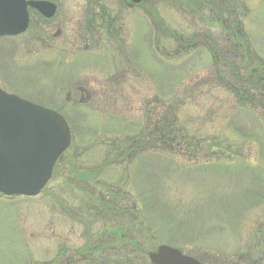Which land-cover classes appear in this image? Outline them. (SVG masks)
I'll list each match as a JSON object with an SVG mask.
<instances>
[{"label": "rangeland", "instance_id": "1", "mask_svg": "<svg viewBox=\"0 0 264 264\" xmlns=\"http://www.w3.org/2000/svg\"><path fill=\"white\" fill-rule=\"evenodd\" d=\"M53 1L57 38L41 24L0 38V88L61 115L71 144L38 196L0 197V264H68L87 241L96 246L104 228L79 211L89 197L74 178L87 170L99 185L120 187L122 206L135 218L136 227H126L117 243L105 236L110 264H151L148 253L162 245L204 264H264V130L237 113L226 87L229 68L244 65L220 35L217 20L229 18L220 9L215 17L197 5L191 11L186 0L130 7L100 0L104 8L99 0ZM234 1L250 49L264 60V0ZM158 23L184 39H164ZM171 104L188 145L111 162V146L145 134ZM72 209L77 217L65 213ZM127 237L147 263L137 249H126Z\"/></svg>", "mask_w": 264, "mask_h": 264}, {"label": "trees", "instance_id": "2", "mask_svg": "<svg viewBox=\"0 0 264 264\" xmlns=\"http://www.w3.org/2000/svg\"><path fill=\"white\" fill-rule=\"evenodd\" d=\"M99 2L102 3L100 0ZM234 2V0H186L184 6L194 11L193 6L197 5V9L202 7L210 16L213 15L215 17L218 13L220 16L221 13H223L225 17L229 18L228 23L224 20H217L221 26L220 35L223 36V41L226 43L228 54L240 60L241 62L239 63H243L244 65L237 64L236 67L229 68V70L233 72V78L228 81L226 87L231 93L235 105L238 106L237 113L241 112L251 118L253 117L264 130V60L250 49L244 26L236 16L237 7L234 6ZM227 4H230L228 8ZM215 9H220L222 11L217 13ZM156 26L155 28L158 35H162L164 39L168 38L174 43H177V45L184 39L176 32L168 30L162 23H158ZM219 53L218 49H214V51L211 50L210 52L213 66H216L219 62L217 56ZM172 106L175 107V105L171 104L170 107L165 108L166 111L164 115L147 124V132L145 134H133V136L130 137L129 140L124 141V144L121 146L117 144L111 146V162H117L119 158H123L124 160L126 156L130 158L131 155H136L137 152L142 153L143 151H145V153L142 155L153 153L151 151L155 150V155L163 156L164 153L172 152L173 149L188 145L183 133L173 124L174 119L172 114H174V112ZM256 110H261V115L257 114ZM257 115H259V117ZM187 147L191 149L190 145ZM75 171L76 174L79 173L78 169H75ZM91 171L92 170L85 171L82 177L74 176V178L77 179L76 182L81 183L77 185V190L88 194L86 197H89L86 198L87 202L83 203L82 206H78V209L80 212H83L86 218L89 217L91 219V225L97 222V224H102L104 229L97 234V238L94 240L96 243L95 247L90 249V245L87 241L85 245L75 251L71 258H68V260H71L68 264H75L77 261H79V264H110L109 260L112 258L107 256V252L104 251L106 246L104 241L105 236L109 239L111 244L114 242L117 243V241H120L118 238H121L122 234L126 231V227L130 228V230L136 227L134 215L131 214V207L122 206L125 198L122 197L120 187L115 185L110 186L108 184L103 186L99 185L97 178ZM60 206L62 209H66L63 204H60ZM73 212L72 209L65 213L77 217L78 215ZM119 219H127L130 223L128 226H120V224H117ZM107 225H111L113 228H105ZM90 239L92 238L90 237ZM125 241L127 243L126 249L132 248V253L135 252L134 249H137L138 252H140L139 256H141V260L147 263L146 252L140 249L135 240L127 237ZM109 249L110 248H108V250ZM59 256L64 258L66 255L63 256L60 254ZM200 262L203 263L202 261ZM117 263L118 261L116 260L113 261L112 264Z\"/></svg>", "mask_w": 264, "mask_h": 264}, {"label": "water", "instance_id": "3", "mask_svg": "<svg viewBox=\"0 0 264 264\" xmlns=\"http://www.w3.org/2000/svg\"><path fill=\"white\" fill-rule=\"evenodd\" d=\"M137 5L142 0H129ZM28 8L51 18L55 6L47 2L0 0V37L23 34ZM71 144L69 127L53 110L0 89V195L36 197L50 181L53 168ZM151 264H201L169 246L148 253Z\"/></svg>", "mask_w": 264, "mask_h": 264}, {"label": "flooded vegetation", "instance_id": "4", "mask_svg": "<svg viewBox=\"0 0 264 264\" xmlns=\"http://www.w3.org/2000/svg\"><path fill=\"white\" fill-rule=\"evenodd\" d=\"M27 1L28 2H47V3H51V4H53L55 6V11H54V14H53V16L51 18H46L39 11H37V10H35L33 8H28V18H29V21H28V28H27L26 32L29 30V28L31 27L32 24L33 25H40L41 24L42 25L41 26L42 28H45V26H46V29L45 30H46V32L48 34H50L49 35L50 39H51V37L52 38H57L58 37V34H60V31L54 33L55 32V29L58 28V26H54L53 25L54 24L53 22H54L55 17L57 16L58 11H59L58 10L59 9V5L56 2H54L53 0H27ZM125 1H126V4H128L127 3V0H125ZM99 4H101L103 6L102 8H104V5L102 3H99ZM128 6H129V4H128ZM98 7L100 8V6H98ZM106 28H107V31H108L107 33L110 32V33L114 34L113 33V30L110 31V26H107ZM100 30L102 32H105V28H103V26L100 27ZM0 38H5V37H0Z\"/></svg>", "mask_w": 264, "mask_h": 264}]
</instances>
